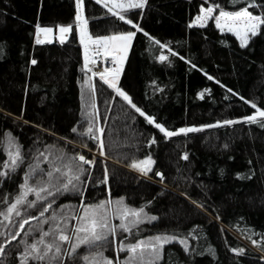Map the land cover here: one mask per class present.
Listing matches in <instances>:
<instances>
[{"label": "trees", "instance_id": "trees-1", "mask_svg": "<svg viewBox=\"0 0 264 264\" xmlns=\"http://www.w3.org/2000/svg\"><path fill=\"white\" fill-rule=\"evenodd\" d=\"M215 5L230 11L246 6L245 0H147L143 8L124 11L122 21L105 5L85 0L93 37L136 32L117 87L167 131L203 128L165 137L100 77L93 75L84 84L92 74L85 67L76 0H0V171H9L3 167L7 138L20 146L24 157L10 178H0V211L19 193L39 152L49 160L60 154L67 160L86 155L80 147L96 150L98 142L79 133L90 122L95 131L99 122L104 128L105 159L96 158L90 168L85 204L123 198L126 206L145 207L149 215L157 216L128 238L175 235L177 241L164 245L159 264H264V127L244 122L256 112L252 103L264 110V25L242 48L234 33L217 28L213 20L203 27L192 24L201 6ZM249 10L254 15L264 12ZM37 25L53 30L71 25L72 31L64 43L51 39L37 44ZM161 55L168 60L161 62ZM227 120L240 122L223 124ZM217 124L221 126L204 127ZM74 126L77 133L71 132ZM153 138L156 143L149 147ZM185 153L187 160L182 158ZM148 156L155 161V173H163L162 181L129 169L133 161ZM39 163L45 170L51 167L44 157ZM105 168L106 184L101 183ZM80 201L71 193L57 196L41 219L59 212L62 205L76 212ZM42 207L37 204L23 215L38 216ZM30 227H38V221L32 220L25 230ZM25 239L22 233L8 244L6 236L0 237L6 244L4 264H20V241ZM179 240L187 242V252ZM232 249H244V254ZM102 251L116 258L115 246ZM86 254L89 250L82 247L77 257ZM64 264L83 261L65 257Z\"/></svg>", "mask_w": 264, "mask_h": 264}, {"label": "snow or ice", "instance_id": "snow-or-ice-1", "mask_svg": "<svg viewBox=\"0 0 264 264\" xmlns=\"http://www.w3.org/2000/svg\"><path fill=\"white\" fill-rule=\"evenodd\" d=\"M77 2V14L76 20L81 21L82 16L80 12V7L83 4V0H76ZM97 4L101 3V0H95ZM114 7H118L125 11L128 8H143L147 0H128L127 7L123 2H118V0H111ZM245 5L238 11H224L220 9L219 5L213 7H208L206 10L201 6V12L205 13L203 16H198L196 19L201 21L200 26L203 27V21L209 19L215 20V26L217 28H223L225 25L228 26V31L233 32L240 39V47H246L249 42L248 34L251 37H255L260 33L261 26L264 25V12L261 14H253L249 9H264V2L258 3L257 0H245ZM214 9H219V14L212 16ZM113 15H119L117 12H113L112 8L108 9ZM120 20H125L123 15H119ZM128 24H132L131 20L126 21ZM86 23V21L84 22ZM191 26V25H190ZM137 28V31H143L138 25H133ZM60 36V42L64 43V34L72 31V26H58ZM37 32L52 33V28H41L37 25ZM146 36L147 33H144ZM87 33L84 28H81L80 38L83 42L84 37ZM136 32L128 31L126 33L113 35V36H98L93 39L90 35L88 39L93 44L106 43L108 41H115L118 43V50L122 52H127L129 44L132 41ZM46 41L37 38L36 43L41 44ZM51 43V41H47ZM159 44L161 48H165L166 45L161 44L159 41H155ZM177 55L176 53H172ZM160 61L168 60V57L161 55L159 57ZM183 59V57H181ZM124 57L121 56L117 62L122 63ZM33 65L37 63L35 59L31 61ZM88 58L85 55V67L87 68ZM195 67V65H192ZM121 69L115 68L111 70L112 79H106L103 72L94 73L93 75H99L101 81L108 86V88L114 89L116 94L123 99L136 113L141 117H145L148 124H152L155 128L159 129L161 133H164L165 137H173L179 134H188L191 132L202 131L203 128L189 127L181 128L178 131H167L160 123H156L153 117L148 116L141 108L137 107L133 103L131 97L125 93L122 89L117 87V79ZM208 79H213V77L208 76ZM91 91H95L92 87ZM207 91V90H206ZM231 91V90H229ZM203 98V93L200 94ZM243 99V97H241ZM245 103H249L245 101ZM95 107V104L91 105ZM252 108L256 109V113L251 116L244 118V122L250 124H259L260 127H264V110L257 107L255 103L251 104ZM91 116V114H88ZM258 117L260 119H258ZM240 121L227 120L223 124L231 125L234 123H239ZM217 125H207L204 127H217ZM72 133H77V127L71 129ZM96 133H99L97 135ZM10 136V134H6ZM81 136H87L90 139L97 141V146L100 150L99 154L101 156L105 155L104 152V128L99 127L94 131L93 124L90 122L86 131L79 133ZM10 139L9 143L12 144ZM156 140L153 138L149 142V147L155 144ZM51 147V146H49ZM39 157H44L45 163L51 165L47 170L40 167ZM187 160L188 155L182 157ZM37 163L30 164L28 166V171L25 173L23 178V183L19 185V193L14 197V202L8 203L6 209L0 211V237H7V243L11 244L12 241H16L18 237L23 233L25 236H31L32 232L37 233L36 237L31 241L25 239L21 240L20 243L24 245V251L21 253L22 259L20 264H64L65 257L67 258H79L83 261V264H158V262L163 258V247L165 244H170L173 241H177L175 235H157L150 237L147 240H137L135 243H123L120 239L121 236L124 239L128 235H135L134 230L140 229V225L147 223H152L158 220L155 215H149L145 211V207H140L139 209H133L124 204L123 198L115 202L116 208L110 211V207L113 203L112 200H102L97 204H85L84 203V192L87 190L88 179L91 177L90 168L94 166L97 161L95 158L88 159L84 155L76 154L65 160L64 154L56 156L55 160H49L48 156L44 152H39L36 157ZM56 160L60 163L57 164ZM24 162V157L22 155L19 145H15L14 151L8 152V160L4 162L3 167L9 169V171H0V178H10V172H15L17 168L20 167ZM155 161L151 156L146 157L141 161H133L131 168L139 171L142 175L147 176L149 172H152V165ZM85 165L89 167L86 168ZM105 179L101 183H107L108 170L104 169ZM156 176H159L161 181L163 180V173L156 172ZM35 178V179H34ZM83 178V179H82ZM30 181H32L30 183ZM3 181L0 180V183ZM83 186V187H82ZM110 191V190H109ZM66 193H71L79 195L80 210L66 211L68 205L59 206V212H52V214L44 219L46 213L53 208L56 203V197L64 195ZM29 195L35 197L34 200H29ZM52 198L49 200V198ZM47 201L45 204L44 202ZM7 202V198H5ZM151 202H149L150 204ZM195 203V202H193ZM37 204L43 205L42 210H40L38 216H27L24 217L22 213L26 212L28 209L35 208ZM198 207H203L198 205ZM13 216L20 218L19 222L13 220ZM115 218L119 220L118 224H113L112 219ZM32 220L38 221V227L32 229L31 231H25V226L29 225ZM76 220L79 221L78 224L69 227L68 221ZM53 222L52 226L45 230L40 225L49 224ZM61 221L63 222L61 224ZM15 229V230H14ZM180 244L184 245V251H188L187 242L185 240H179ZM256 244L257 241H252ZM106 246H115V251L117 256L115 261L104 256L102 251ZM82 247L89 250V254L77 257L78 250ZM237 255L244 254V249H232ZM127 253L123 261L119 258V253ZM7 258L6 244L0 243V264H4V260Z\"/></svg>", "mask_w": 264, "mask_h": 264}, {"label": "rangeland", "instance_id": "rangeland-1", "mask_svg": "<svg viewBox=\"0 0 264 264\" xmlns=\"http://www.w3.org/2000/svg\"><path fill=\"white\" fill-rule=\"evenodd\" d=\"M118 2H123L124 4H125V6L127 7V4H128V0H118ZM101 4H103V5H105L108 9L109 8H112L113 9V12H118V14L119 15H123V12L125 11V10H123V9H120V8H118V7H114L113 6V4H112V2H111V0H101ZM76 8H77V2H76ZM208 7H205L204 9L206 10ZM128 9H134V8H128ZM78 10V9H77ZM240 10V9H239ZM224 11H230V10H224ZM234 11H238V10H234ZM80 12H81V16H82V20L81 21H78L79 22V24H80V27H81V23L80 22H83V20L85 19V0H83V4L81 5V7H80ZM205 13H202V12H200V14L198 15V16H203ZM219 14V12H216V9H214V12L212 13V16L214 17V16H216V15H218ZM124 16V15H123ZM198 16H196V18L198 17ZM194 19V21L192 22V24L193 25H200L201 24V21H198L197 19ZM210 20H213L214 21V23H215V20L214 19H209V20H207V21H203V23H204V25L206 24V23H208ZM86 26V24L85 25H83V28ZM82 28V27H81ZM85 29V28H84ZM222 31H228V26L227 25H225L223 28H220ZM85 31V30H84ZM230 32V31H229ZM232 33H234L235 34V31H233ZM38 35H39V33L37 32V34H36V40H37V38H38ZM116 35H118V34H116ZM236 35V34H235ZM237 36V35H236ZM41 37V36H40ZM248 37H249V40H250V38H251V35L250 34H248ZM237 38H238V36H237ZM40 39V38H39ZM66 39V38H65ZM238 40L240 41V39L238 38ZM118 43L119 42H115V41H108V42H106V43H104L105 45H106V50H107V52H109V53H111V54H115V55H117L119 58L121 57V56H123V57H125L128 53H129V50H130V47H131V43H132V41L130 42V44H129V48H128V50H127V52H122V51H119L118 50ZM127 58V57H126ZM122 71H123V68H122ZM92 78H93V75H90L85 81H84V84L86 85V84H88L91 80H92ZM119 78V77H118ZM261 110H263V109H261ZM256 113V112H255ZM254 113V114H255ZM258 119H259V117H258ZM96 127L97 128H99V127H102V125L98 122L97 123V125H96ZM103 128V127H102ZM187 128H189V127H187ZM9 141H10V139H6L5 140V142L3 143V147H4V151L7 153V160H8V152L9 151H14V147H15V144H10L9 143ZM74 144V143H73ZM77 147H79L78 145H77ZM80 149H83V150H85V152L87 153L86 155H84V154H81V155H84L86 158H88V159H93V158H103V159H105V156H101L100 154H99V152H100V150L97 148L96 150H90V149H88V148H84V147H80ZM91 155V157L89 158V156ZM145 159V158H144ZM144 159H140V160H137V162L138 161H141V160H144ZM153 159V158H152ZM6 160V161H7ZM154 166H155V164H153L152 165V172H149L148 173V175L147 176H144V175H142L139 171H137V170H135V169H133V168H131V167H129V169L131 170V171H133V172H135L136 174H138V175H140V176H142V177H145V178H148V179H151V180H154L153 179V175H155V168H154ZM8 170V169H7ZM32 181H30V183H31ZM28 199L29 200H34L35 199V197L33 196V195H29V197H28ZM110 200H112L113 201V203H112V205H111V207H110V211L112 210V209H115L116 208V204H115V202L117 201V200H119V199H116V200H113V199H110ZM12 202H14V199L12 200ZM11 202V203H12ZM29 210V209H28ZM27 210V211H28ZM26 211V212H27ZM79 211H81L80 210V207L78 208V210L76 211V212H79ZM26 212H24L23 211V208H22V213L23 214H25ZM0 219H2V217H0ZM19 219L20 218H18V217H15V216H13V220L14 221H16V222H19ZM52 223L53 222H49V224H47V225H43L42 227L45 229V230H47L48 228H50L51 226H52ZM63 222L61 221V224H62ZM68 223H70L69 221H68ZM79 223V221H76V220H73V222H72V224H69V227L71 228L73 225H76V224H78ZM112 223L113 224H118L119 223V220H117V219H115V218H113L112 219ZM142 225H140V227H141ZM32 227H30V228H27L25 231L27 232V231H31L32 229H31ZM2 231H3V229L2 228H0ZM134 232H135V234L136 233H139V230H134ZM36 235H37V233H35V232H32V235L31 236H25L26 237V239L27 240H29V241H31L33 238H35L36 237ZM125 236H127V238L129 237V236H131V235H128V234H124ZM162 235H164V234H162ZM154 236H157V235H150V236H142V237H136V239L135 240H130L129 238L127 239H123V243H125V244H128V243H135L137 240H147L148 238H150V237H154ZM22 250L24 251V245H23V248H22ZM104 253V252H103ZM126 255H127V253H119V258H120V260L121 261H123L124 259H125V257H126ZM104 256H106L105 254H104ZM116 256H117V253H116ZM107 257V256H106ZM111 259V258H110ZM113 260L115 261V258H113ZM160 262V261H159ZM159 262H158V264H159Z\"/></svg>", "mask_w": 264, "mask_h": 264}, {"label": "built area", "instance_id": "built-area-1", "mask_svg": "<svg viewBox=\"0 0 264 264\" xmlns=\"http://www.w3.org/2000/svg\"><path fill=\"white\" fill-rule=\"evenodd\" d=\"M85 32L87 35L84 37L82 42V53L85 62V55H87L88 63H87V70L93 75L94 73H101L103 72L106 79L112 78L111 70L115 68H120L121 71L119 76L122 74V63L117 62L119 57L115 54H111L107 52L106 45L104 43L100 44H93L89 39L88 36L90 35L93 37L89 30V24L84 27ZM41 36V37H40ZM61 34H56L54 36L55 39H60ZM68 34H64V38H67ZM38 38L43 40L45 37L39 32ZM98 76L99 75H94Z\"/></svg>", "mask_w": 264, "mask_h": 264}, {"label": "crops", "instance_id": "crops-1", "mask_svg": "<svg viewBox=\"0 0 264 264\" xmlns=\"http://www.w3.org/2000/svg\"><path fill=\"white\" fill-rule=\"evenodd\" d=\"M118 13V12H117ZM86 21V23H84ZM81 23V25H88L89 24V22H88V20L86 19V17H85V19L83 20V22H80ZM70 33V32H69ZM69 33H67L68 34V36H69ZM41 34L45 37L43 40L45 41V40H51V39H53L54 38V36L56 35V34H60L59 33V30H58V28L56 29V30H53V32L52 33H43V32H41ZM67 36V37H68ZM128 55V54H127ZM127 55L124 57V60H123V62H122V67H124V64H125V61H126V57H127Z\"/></svg>", "mask_w": 264, "mask_h": 264}, {"label": "water", "instance_id": "water-1", "mask_svg": "<svg viewBox=\"0 0 264 264\" xmlns=\"http://www.w3.org/2000/svg\"><path fill=\"white\" fill-rule=\"evenodd\" d=\"M159 177V176H158Z\"/></svg>", "mask_w": 264, "mask_h": 264}]
</instances>
